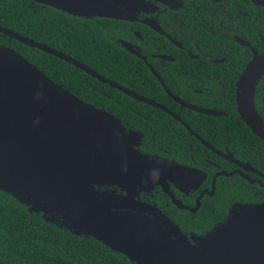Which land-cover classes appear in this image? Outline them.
<instances>
[{
	"label": "flooded vegetation",
	"instance_id": "flooded-vegetation-1",
	"mask_svg": "<svg viewBox=\"0 0 264 264\" xmlns=\"http://www.w3.org/2000/svg\"><path fill=\"white\" fill-rule=\"evenodd\" d=\"M42 6L41 19L52 18V28L43 23L36 42L64 58L40 50L39 70L117 118L141 153L201 175L180 187L168 182L181 205L197 203L195 212L177 206L160 185L136 199L156 205L186 234L223 222L236 204L264 202V139L241 118L236 100L242 72L264 54V7L251 0H145L132 19H120ZM256 96L264 97V74L254 89L264 121ZM178 210L200 211L209 228L198 229Z\"/></svg>",
	"mask_w": 264,
	"mask_h": 264
},
{
	"label": "water",
	"instance_id": "water-1",
	"mask_svg": "<svg viewBox=\"0 0 264 264\" xmlns=\"http://www.w3.org/2000/svg\"><path fill=\"white\" fill-rule=\"evenodd\" d=\"M83 17L132 19L145 0H33ZM264 7V0H251ZM0 33L64 58L0 25ZM65 59H67L65 57ZM264 54L254 55L236 89L237 109L264 139L254 89ZM114 116L84 102L0 41V190L74 235L92 237L135 264H264V202L236 204L201 234L181 231L156 205L136 199L168 182L198 183L197 169L133 147ZM115 187L125 193L110 190ZM0 264L1 261H0Z\"/></svg>",
	"mask_w": 264,
	"mask_h": 264
},
{
	"label": "trees",
	"instance_id": "trees-1",
	"mask_svg": "<svg viewBox=\"0 0 264 264\" xmlns=\"http://www.w3.org/2000/svg\"><path fill=\"white\" fill-rule=\"evenodd\" d=\"M42 5L33 0H0V25L39 41L41 25L44 23L48 29L52 28V18L47 17L45 22L41 19V13L45 11ZM49 7L60 15L66 13ZM0 41L38 67L40 49L1 33ZM255 101L258 107L264 108L263 96H256ZM178 211L184 218L198 224V229L209 228L202 222L200 211L196 214L187 210ZM0 261L2 264H135L92 237L74 235L46 221L41 213L29 211L26 205L1 190Z\"/></svg>",
	"mask_w": 264,
	"mask_h": 264
}]
</instances>
